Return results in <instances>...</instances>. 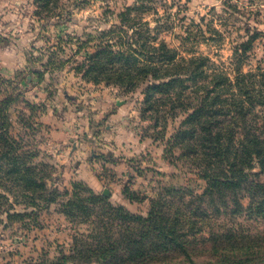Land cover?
I'll list each match as a JSON object with an SVG mask.
<instances>
[{"label": "rangeland", "instance_id": "374dc122", "mask_svg": "<svg viewBox=\"0 0 264 264\" xmlns=\"http://www.w3.org/2000/svg\"><path fill=\"white\" fill-rule=\"evenodd\" d=\"M154 1L158 15L149 11L141 14L142 18L152 26L159 20L163 27L173 23L172 32L164 31L159 38L180 57L203 54L232 74L235 47L259 33L242 70L264 67V0ZM135 2L60 0L61 16L47 18L38 16L34 0H0V77L10 83V95L11 89H16L12 95L17 98L8 109L11 134H28L27 142L39 152L37 161L47 164V173H53L50 188L59 190L58 201L40 209L34 218L11 221L9 207L0 212V264H101L64 259L73 253L76 238H87L96 231L93 222L99 217L106 219L80 211L76 218L64 214L60 204L72 198L74 183L97 197V207L121 208L142 217L148 216L152 202H159L164 189L196 195L206 190L207 180L201 172L183 158L179 147L171 145L178 121L164 131L143 115L142 87L126 91L118 85L95 84L74 70L73 62L84 59L86 53L75 54L80 41H85L87 34L96 35L118 24L120 13ZM168 16L170 21L165 24ZM193 22L207 37L215 28L222 38L183 40L186 27L192 28ZM59 37L68 41L65 54L59 57L70 62L39 77L34 72L46 71ZM252 174L264 183L259 166ZM88 195L82 191L81 196ZM235 195L242 206L228 191V202L216 201L220 203L218 212L208 198L202 202L213 217L212 224L204 221L202 231L182 239L196 264H264V220L249 211L250 198L244 189ZM16 211L28 210L17 206ZM113 223H118V230L125 225L120 220ZM230 230L237 236L236 244L228 245L223 239L222 245H213V236ZM158 255L165 263L182 264L172 248Z\"/></svg>", "mask_w": 264, "mask_h": 264}, {"label": "trees", "instance_id": "16d2710c", "mask_svg": "<svg viewBox=\"0 0 264 264\" xmlns=\"http://www.w3.org/2000/svg\"><path fill=\"white\" fill-rule=\"evenodd\" d=\"M59 1L34 0L38 16L60 17ZM154 2L136 0L132 8L120 13L118 24L99 30L96 35L87 34L75 52L81 54L86 50L84 59L73 62L74 70L95 84L118 85L126 91L142 87L143 115L164 131L171 122L178 121L170 137L171 145L179 147L183 158L201 172L207 180L206 190L196 195L164 189L159 202L153 201L148 216L142 217L121 208L97 207V197L82 184L74 183L72 198L60 204L64 214L76 218L80 211L88 217L102 215L106 219L99 217L94 221L96 231L87 238H76L73 253L64 259L101 264H170L158 253L172 248L182 264H196L182 239L202 231V222L212 224L213 217L202 202L208 198L218 212L220 203L216 201L228 202V191L239 204L235 195L238 189L248 193L251 214L264 220V183L252 174L255 166L264 172V67L242 70L248 50L260 34L235 47L230 74L216 66L209 56L193 53L191 57H180L165 39H160L173 23H168L170 16L165 18V27L160 20L152 26L142 18L141 14L149 11L158 15ZM192 25L186 27L183 40L199 36L205 41L222 38L215 28L210 29L207 37L199 24ZM61 38L57 51H52L48 59L46 71L34 74L43 77L49 69L60 70L70 62L69 58L59 57L60 53L65 54L68 44ZM88 47L93 51L89 52ZM9 85L0 77V212L9 207L12 221L36 217L40 209L58 201L59 190L50 188L53 173H47L49 166L37 161L39 152L27 142L28 134H11L8 109L17 98L12 95L15 88L10 95ZM158 134L162 135V131ZM82 191L89 195L81 196ZM17 206L28 211L20 213ZM115 220L125 225L118 230ZM211 239L215 246L222 245L223 239L230 242L228 245L238 241L232 230Z\"/></svg>", "mask_w": 264, "mask_h": 264}]
</instances>
